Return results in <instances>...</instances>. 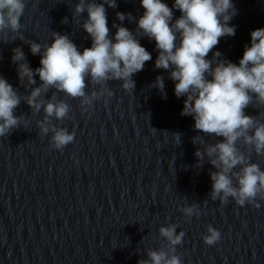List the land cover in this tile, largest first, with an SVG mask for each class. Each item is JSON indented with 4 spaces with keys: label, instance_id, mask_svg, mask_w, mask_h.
I'll return each mask as SVG.
<instances>
[{
    "label": "water",
    "instance_id": "1",
    "mask_svg": "<svg viewBox=\"0 0 264 264\" xmlns=\"http://www.w3.org/2000/svg\"><path fill=\"white\" fill-rule=\"evenodd\" d=\"M78 2L25 0L19 30L24 39L10 30L0 33V76L18 94L26 96L31 89L18 78V65L11 59L14 48L19 47L36 69L41 54L31 53L29 41L50 44L53 32H59L80 51L91 47V37L81 27L87 12L74 13ZM162 2L170 8L174 4ZM232 3L236 15L229 25L235 26V35L220 38L209 60L219 51L221 59L238 64L245 46H250V33L264 28V0ZM104 6L113 42L114 23L137 33L136 21L145 11L140 0ZM118 12L130 13L132 19L121 22ZM180 16L173 8V22ZM137 38L152 59L133 75L134 90L123 89L122 81H107L103 87L89 82V94L103 88L112 92H104L91 107L57 93L70 112L63 120L52 118V123L75 133L74 141L62 150L51 146V132L40 133L37 121L43 120V108L34 112L21 100L15 109L21 126L0 137V264H138L147 259L149 249L166 245L159 228L169 224L185 233L176 246L182 264H264V199L257 197L243 206L232 198L224 204L210 199L209 174L216 169L207 157L197 167L194 153L223 138L199 132L192 116L181 115L186 97L174 94L171 69L155 68V41ZM157 76L164 78L166 98L153 86ZM34 79L31 87L39 86V76ZM54 91L50 89L45 99ZM245 114L264 122V105H250ZM197 136L201 138L194 144ZM238 147L264 170V155L247 150L242 142ZM193 203L199 217L181 211ZM207 225L221 234L211 246L203 240Z\"/></svg>",
    "mask_w": 264,
    "mask_h": 264
},
{
    "label": "clouds",
    "instance_id": "2",
    "mask_svg": "<svg viewBox=\"0 0 264 264\" xmlns=\"http://www.w3.org/2000/svg\"><path fill=\"white\" fill-rule=\"evenodd\" d=\"M140 3L145 11L136 21L137 33L114 23L113 27L117 29L114 42L109 38L104 5L116 8L117 0H102L101 3L79 0L74 13L87 12L81 27L91 37V47L80 51L67 34L59 32H53L50 44L29 41L31 53L41 54L40 67L36 69L30 67L19 47L14 48L11 59L18 65V78L26 89L31 90L22 96L0 76V137L21 126V116L14 112L23 100L34 112L39 113L43 108V120L37 121V125L41 134L52 133L53 148L62 150L72 143L75 133L52 123V118L63 120L70 112L69 104L58 99L57 93L79 98L82 107H91L104 92L108 96L112 92L103 88L101 92L89 94L86 92L89 82L103 87L107 81H122L123 89L134 90L133 75L142 71L145 63L152 59L151 53L137 38L143 35L155 41L158 50L155 68L171 69L169 78L175 82L174 94L177 98L186 97L181 115L192 116L194 129L199 132L223 138L194 153L197 167L202 166L201 161L207 157V162L216 169L209 174L212 181L210 199L224 204L232 198L240 206L246 202L255 203L257 197L264 199V170L258 163L250 162V157L238 147L242 142L247 150L264 155V122L245 114L250 105H264V28L250 33V46H245L238 64L221 59L219 51L209 60L206 57L219 44L220 38L235 35V26L229 25L236 15L232 0H174L172 8L162 0H140ZM173 8L181 13L174 22ZM24 9L25 0H0V33L10 30L23 40L19 30ZM116 15L121 22L126 17L132 19L130 13L118 12ZM62 22L68 23V18ZM35 75L41 83L31 87L36 84ZM153 86L166 98L162 76L156 77ZM50 89L56 91L45 99ZM83 110L87 111V108ZM200 138L194 137L193 143H198ZM255 206L259 207V204ZM181 211L187 217L200 215L195 203ZM177 227V224L161 226L159 235L166 245L149 249L147 259L139 260L138 264H182L176 246L182 243L185 233H177ZM220 235L212 225H207L204 243L214 245Z\"/></svg>",
    "mask_w": 264,
    "mask_h": 264
}]
</instances>
